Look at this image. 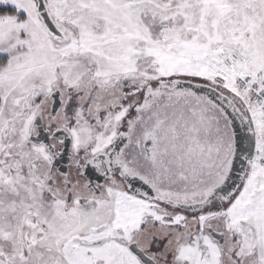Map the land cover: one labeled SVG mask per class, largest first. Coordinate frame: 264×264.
I'll list each match as a JSON object with an SVG mask.
<instances>
[{
  "label": "snow or ice",
  "instance_id": "obj_1",
  "mask_svg": "<svg viewBox=\"0 0 264 264\" xmlns=\"http://www.w3.org/2000/svg\"><path fill=\"white\" fill-rule=\"evenodd\" d=\"M0 264H264V0H0Z\"/></svg>",
  "mask_w": 264,
  "mask_h": 264
}]
</instances>
